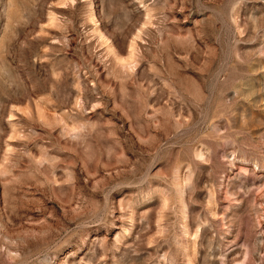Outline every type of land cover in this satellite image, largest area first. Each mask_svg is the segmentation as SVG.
<instances>
[{"label": "rangeland", "instance_id": "374dc122", "mask_svg": "<svg viewBox=\"0 0 264 264\" xmlns=\"http://www.w3.org/2000/svg\"><path fill=\"white\" fill-rule=\"evenodd\" d=\"M0 264H264V0H0Z\"/></svg>", "mask_w": 264, "mask_h": 264}]
</instances>
